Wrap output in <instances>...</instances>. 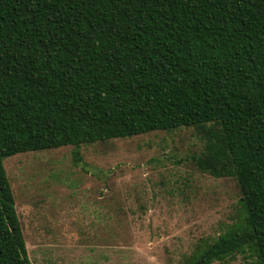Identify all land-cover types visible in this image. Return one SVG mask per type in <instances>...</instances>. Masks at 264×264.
<instances>
[{"label":"trees","instance_id":"trees-1","mask_svg":"<svg viewBox=\"0 0 264 264\" xmlns=\"http://www.w3.org/2000/svg\"><path fill=\"white\" fill-rule=\"evenodd\" d=\"M182 127L240 190L186 264H264V0H0V264H31L6 157Z\"/></svg>","mask_w":264,"mask_h":264},{"label":"rangeland","instance_id":"rangeland-1","mask_svg":"<svg viewBox=\"0 0 264 264\" xmlns=\"http://www.w3.org/2000/svg\"><path fill=\"white\" fill-rule=\"evenodd\" d=\"M203 145L182 127L83 144L79 161L72 145L6 157L31 264H186L240 211L235 180L194 162Z\"/></svg>","mask_w":264,"mask_h":264}]
</instances>
